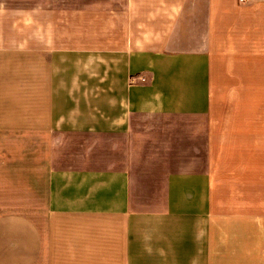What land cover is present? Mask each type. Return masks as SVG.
Here are the masks:
<instances>
[{
	"label": "crops",
	"instance_id": "crops-1",
	"mask_svg": "<svg viewBox=\"0 0 264 264\" xmlns=\"http://www.w3.org/2000/svg\"><path fill=\"white\" fill-rule=\"evenodd\" d=\"M0 264H264V0H0Z\"/></svg>",
	"mask_w": 264,
	"mask_h": 264
},
{
	"label": "built area",
	"instance_id": "built-area-1",
	"mask_svg": "<svg viewBox=\"0 0 264 264\" xmlns=\"http://www.w3.org/2000/svg\"><path fill=\"white\" fill-rule=\"evenodd\" d=\"M240 3L242 4H248V3H252V2H255L257 0H238ZM144 79V78H143Z\"/></svg>",
	"mask_w": 264,
	"mask_h": 264
}]
</instances>
